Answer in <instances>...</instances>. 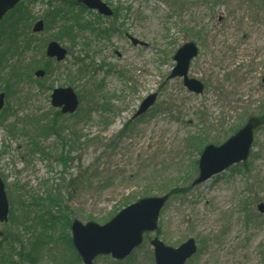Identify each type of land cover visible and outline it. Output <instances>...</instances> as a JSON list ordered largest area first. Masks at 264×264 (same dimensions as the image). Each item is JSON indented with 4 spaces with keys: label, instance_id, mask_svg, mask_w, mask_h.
Returning a JSON list of instances; mask_svg holds the SVG:
<instances>
[{
    "label": "rangeland",
    "instance_id": "1",
    "mask_svg": "<svg viewBox=\"0 0 264 264\" xmlns=\"http://www.w3.org/2000/svg\"><path fill=\"white\" fill-rule=\"evenodd\" d=\"M78 1H25L30 30L40 20L45 23V30L35 35L44 46L37 60L52 40L69 53L64 62L51 60L42 87L32 80L18 85L10 97L5 92L0 174L11 208V196L17 193L43 197L47 188L65 184L68 208L55 216L103 226L129 205L162 197L176 185L184 192L169 199L156 232L145 234L143 244L125 260L101 256L94 264H155L150 243L155 237L175 248L190 238L196 240L198 253L188 264H264V214L258 211V205L264 204V128L255 132L247 169L240 164L203 185L188 187L198 175L194 168L201 156L188 144L191 138H200L203 143L192 144L202 149L220 146L251 116L264 115V0H102L116 10L112 17L88 8L81 12ZM56 12L70 13L73 19L78 15L85 24L114 31L100 39L92 37L91 29L61 39L59 26L53 22L47 26L45 20L50 22L46 14ZM188 42L199 48L189 78L204 84L202 95L189 92L183 79L170 77L176 52ZM87 47L91 67L84 78L76 79L75 61ZM73 81L84 98L80 110L87 118L77 126L81 150L71 155L74 161L67 170L53 159L28 158L27 147L36 121L55 116L53 90ZM97 87L101 88L98 102H107L106 111L89 100L88 92ZM153 94H157L155 105L134 119L142 102ZM65 120L71 125L77 117ZM15 123L19 130L13 137L8 127ZM39 142L46 150L61 151L55 134ZM66 219L52 230L51 252L42 251L32 263L19 264H83L75 263L73 252L66 249L62 238ZM11 229L9 223L0 222L4 234ZM14 260L18 262L17 257Z\"/></svg>",
    "mask_w": 264,
    "mask_h": 264
},
{
    "label": "trees",
    "instance_id": "2",
    "mask_svg": "<svg viewBox=\"0 0 264 264\" xmlns=\"http://www.w3.org/2000/svg\"><path fill=\"white\" fill-rule=\"evenodd\" d=\"M45 18L51 20L48 24L53 22L59 26L58 35L61 39L76 37V32L86 31V29H91L96 36H101L102 34V31L94 24H85L77 16L73 19L69 13H50L46 14ZM29 20L30 15L27 11V6L21 4L0 24V81L3 84V88L0 89L6 92L8 97L16 92L14 89L20 84L34 80L37 85L42 87L43 81H46L49 77V66L52 64L48 63L44 56L37 60V55L39 56L43 51L41 45L38 44L39 41H37L35 35L30 30L31 25H27ZM22 24H24V27ZM74 44H76L75 41ZM84 52L85 55L78 57L74 64L76 68L74 73L76 79L84 78V75L87 74V71L89 72L92 64L90 63L91 57L89 56L88 47L84 49ZM28 54L32 55L31 59H29ZM38 71L45 73L43 79L36 78L35 73ZM70 73L73 74V70ZM74 82H70L71 86L74 85ZM99 89L101 88L97 87L95 91L88 92L90 95L89 100L93 103L96 102L95 107L106 111L107 102L101 105L102 103L98 102L97 99V95L100 93ZM79 97L82 103L84 98L81 94H79ZM80 111L84 113L82 110ZM85 116V113L84 115L76 114L77 120L75 123H69L71 125L67 124L65 116H62L60 113H55V117L52 120H49V115L38 119L36 121L35 131L31 135L28 143V158L40 155L43 160L53 159L68 170V165L74 161L71 155L81 150V145H79L80 135L77 126L79 123L81 124L85 121ZM59 118L61 121L58 120ZM260 118L264 120V115L260 116ZM20 128H22V133L27 135L28 131L22 127V124ZM18 130V123L8 127V132L13 137L16 136ZM127 130L128 126L123 130L122 134ZM66 132L69 133L68 136H64ZM52 134H55L57 141L61 143V151L59 153L46 150L39 142V139L48 138ZM193 142L194 144H201L203 143L201 139L191 138L188 144L197 148L198 152L202 154L203 149L198 145H193ZM198 163L196 162L194 173H198ZM248 166L249 163L247 162L243 167L247 169ZM66 174V172L63 173L62 183L66 181L64 176ZM84 176L81 178L82 180ZM188 187L193 188L192 184H189ZM64 191L65 184H62L47 188L43 197L35 195L29 196L25 191L17 193L14 198L11 196L10 227L13 229L9 230V234L6 233L4 239L0 241V264L32 263L34 258H39V254L42 251H50L48 247L53 240L52 230H55L63 219H66L64 215L55 216L56 212L68 208L65 204ZM183 192L184 190L181 187H176V185L168 191L171 196L182 195L181 193ZM70 225L71 220L66 219V223L62 228V238L73 249L72 241L67 233ZM26 234L28 237H26ZM60 239L58 238V240ZM5 246L8 248L7 251H4ZM15 257L18 258V262L14 260ZM76 260L78 259L76 258Z\"/></svg>",
    "mask_w": 264,
    "mask_h": 264
},
{
    "label": "water",
    "instance_id": "3",
    "mask_svg": "<svg viewBox=\"0 0 264 264\" xmlns=\"http://www.w3.org/2000/svg\"><path fill=\"white\" fill-rule=\"evenodd\" d=\"M22 0H0V21L6 14L13 10ZM81 3L101 14L112 16L113 12L100 0H83ZM44 29V23L38 22L34 32L39 33ZM138 44L137 40H133ZM199 54L195 43H187L180 48L174 60L176 67L171 78H182L185 87L192 93L201 95L205 86L195 79H190L189 69L193 59ZM47 55L63 61L67 51L56 42H52L47 50ZM39 77L43 73H38ZM264 83V78H263ZM157 100V95L149 96L141 105L135 117L145 114ZM5 94H0V111L4 107ZM79 97L73 88L56 89L52 94V105L61 108L62 114H74L79 108ZM264 126V121L258 117H251L245 126L238 130L225 143L220 146L208 145L205 147L199 161V176L194 181V186L204 184L213 177L218 176L234 165L241 164L249 159L255 131ZM163 197L144 198L137 203L122 210L114 219L104 226L93 222L82 224L74 221L71 227L73 243L84 264H93L100 255H111L114 259L124 260L144 240V234L153 233L158 229L160 213L169 199ZM260 213L264 214V204L258 206ZM10 212L9 201L5 184L0 176V221L7 222ZM3 234L0 232V236ZM154 247L156 264H186L197 253L195 240L190 239L179 248L166 246L159 238L151 241Z\"/></svg>",
    "mask_w": 264,
    "mask_h": 264
}]
</instances>
